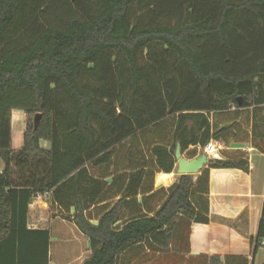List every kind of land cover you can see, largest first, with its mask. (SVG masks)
Returning a JSON list of instances; mask_svg holds the SVG:
<instances>
[{
    "label": "trees",
    "instance_id": "16d2710c",
    "mask_svg": "<svg viewBox=\"0 0 264 264\" xmlns=\"http://www.w3.org/2000/svg\"><path fill=\"white\" fill-rule=\"evenodd\" d=\"M248 109L251 144L264 153V0H0V264H49V229L27 226L29 205L49 193L51 216L89 242L83 264H115L144 238L166 248L179 216L206 225L189 200L191 175L179 176L152 216L118 226L119 201L92 225L87 210L105 183L87 164L170 120L172 146L152 154L171 173L177 144L183 152L227 143L234 122L211 133L210 114ZM13 110L25 114L16 151ZM208 168L247 171V162Z\"/></svg>",
    "mask_w": 264,
    "mask_h": 264
},
{
    "label": "crops",
    "instance_id": "0c3cea01",
    "mask_svg": "<svg viewBox=\"0 0 264 264\" xmlns=\"http://www.w3.org/2000/svg\"><path fill=\"white\" fill-rule=\"evenodd\" d=\"M209 122L211 133L234 122L226 144L211 141L220 145V161L244 160L247 171L209 169L207 165L191 175L190 203L198 214L207 217L208 223L200 225L179 216L166 248H159L144 238L120 252L115 264H210L213 257L221 264H264V240H256L264 203V153L251 144L252 109L210 114ZM24 131L25 114L13 110L11 133H22L23 137ZM172 144V126L168 120L116 146L107 161L96 166L87 164L92 177L105 183L98 200L87 210L90 223L97 225L102 214L119 201L118 226L139 216H152L166 200L168 188L180 176L176 173L174 155L173 171L163 173L156 165L152 148L170 149ZM40 146L49 148L46 142H40ZM181 153L191 160L202 153V148L190 146ZM162 176L167 179L160 183L158 178ZM133 179L129 194L122 198ZM51 203L50 193L32 201L28 208V229H49V264H83L91 254L87 238L72 223L51 216ZM53 208L58 210L55 205ZM73 213L74 208H70L69 214ZM54 223L59 228L62 227L59 224L72 226L68 227L71 232L68 246L56 240L53 243ZM60 231L56 234L63 237Z\"/></svg>",
    "mask_w": 264,
    "mask_h": 264
},
{
    "label": "water",
    "instance_id": "95a60500",
    "mask_svg": "<svg viewBox=\"0 0 264 264\" xmlns=\"http://www.w3.org/2000/svg\"><path fill=\"white\" fill-rule=\"evenodd\" d=\"M238 103L240 104V98L237 99ZM39 115L35 116V123ZM174 158L177 161V170L176 173L178 175H194L201 171L204 166H207L209 161L205 157L203 153H201L198 157L187 160L182 157V153L180 150L179 145L177 144L174 151Z\"/></svg>",
    "mask_w": 264,
    "mask_h": 264
},
{
    "label": "rangeland",
    "instance_id": "374dc122",
    "mask_svg": "<svg viewBox=\"0 0 264 264\" xmlns=\"http://www.w3.org/2000/svg\"><path fill=\"white\" fill-rule=\"evenodd\" d=\"M22 138H23L22 133H16V132L11 133V148L14 151L19 150L22 147ZM2 166H3V164L0 161V168ZM57 225H58L57 223H54L52 225L53 238H54L53 243L55 244V240H56L58 243L63 244L65 246H68V240L71 239V232L69 231L68 227H72V226L59 224V226H62L59 228ZM59 229L61 230L60 232L64 238L57 236L56 233H57V230H59ZM71 229H73V228H71ZM75 231H77V230L75 229Z\"/></svg>",
    "mask_w": 264,
    "mask_h": 264
},
{
    "label": "built area",
    "instance_id": "2783aa9c",
    "mask_svg": "<svg viewBox=\"0 0 264 264\" xmlns=\"http://www.w3.org/2000/svg\"><path fill=\"white\" fill-rule=\"evenodd\" d=\"M202 153L205 155L207 160L210 161H220L221 156H220V145L210 141L208 144H206L202 148ZM264 245V241L262 242Z\"/></svg>",
    "mask_w": 264,
    "mask_h": 264
},
{
    "label": "bare ground",
    "instance_id": "6f19581e",
    "mask_svg": "<svg viewBox=\"0 0 264 264\" xmlns=\"http://www.w3.org/2000/svg\"><path fill=\"white\" fill-rule=\"evenodd\" d=\"M166 179H167V177L162 176V177H159V178H158V181L161 183V182H165Z\"/></svg>",
    "mask_w": 264,
    "mask_h": 264
}]
</instances>
